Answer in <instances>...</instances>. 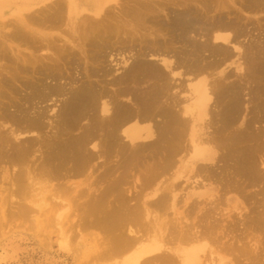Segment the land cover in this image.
I'll list each match as a JSON object with an SVG mask.
<instances>
[{
    "label": "bare ground",
    "instance_id": "obj_1",
    "mask_svg": "<svg viewBox=\"0 0 264 264\" xmlns=\"http://www.w3.org/2000/svg\"><path fill=\"white\" fill-rule=\"evenodd\" d=\"M46 1L48 0L30 3L28 10L31 11ZM60 1L62 0L57 1L58 4ZM63 2H61L62 5L60 3L61 7L64 5ZM109 2L114 3L109 5ZM76 4L65 5L68 6V23L65 22L66 20L62 21L64 18L61 17L62 14L67 13V8L64 9L65 6L62 9L63 11L66 10V13L61 11L57 4L54 5L58 6L57 9L53 7V10L56 9L60 12H56V10L49 12L50 10L41 9L40 12L48 13L44 16L43 13L39 14V11L34 13V16L37 14L41 16H36L37 18L40 17L37 20L34 19L32 12L31 18L33 17L32 19L35 20H33L35 22H33L35 24L33 26L38 23L37 26H41L44 23L48 25L45 30L47 28L50 31L37 34L28 32L30 29L24 27L25 31L26 29L28 31L19 32L15 36L19 41L24 40L25 43L26 39L32 40V46L30 45L32 48L26 45L28 50L32 49L37 53L40 50L38 54L27 53L28 56L31 55L29 57L20 56L18 59L20 64L16 69L20 71L24 66V70H21L22 73L28 71L25 62H32L29 64L30 66L35 62L33 64L34 69L38 63H41L43 68H38V70L40 69L37 70L38 74L35 73L38 76H34V79L32 75L35 70L32 69L33 74L30 81L28 78L30 73L21 74L24 82L20 77L21 75L19 76L21 71L16 75L18 80L19 77L21 78L23 84L18 82L23 88L26 85L28 90L34 92L32 94V91H29L30 96L26 95L23 107L22 104L20 107H18L19 104L15 105L17 99L23 100V97L20 99V95L19 98L16 97V101L14 100L15 95L18 94L16 88H14V90L16 89L15 93L12 92L15 95L10 96L11 100L10 94L8 98L6 97V101L8 100L10 105L12 101H15V104L13 103L14 109H7L5 100L4 103L1 102L2 107L0 106V168L2 163L9 165L11 170H8L12 177L10 185L15 188L14 192L17 190L16 193L21 198L20 201L12 200L16 204L13 203L14 208L10 200L11 206L9 207L13 208L10 214L17 215L15 222L19 219H21L20 222H23L22 219H28V216L30 219L31 213L38 214L39 211L36 212L37 209L35 210L36 204L43 200V195L47 190L43 185L42 187L40 185L49 179L48 181L55 182L52 191H50L53 192L54 197L52 195L51 197L61 200L60 202H53L55 199L51 198L52 201L49 195L46 197L48 203L50 200L53 202L52 206V202H50V206L53 208L52 210L49 209L47 221L53 218V213L55 221H62L64 212L69 207L68 203V207L63 204L64 200L62 199L73 188V185H67L70 182L69 179L75 176H84V174L92 177V174L103 163L104 172H102L103 170L101 171L102 174L100 172L102 176L98 179H102L106 186L104 185V188L98 191L97 195L94 194V197L91 196L89 200H86V204L87 201L88 204L83 208V211L80 208L82 213H80L81 211L79 213L81 215L73 209L70 210L77 214L73 213L74 217H78V220L81 216L83 222H94L93 224H97L95 225L97 228L106 233L105 235L101 231L104 233L102 235L106 237L103 238L102 242L99 241L102 247V249L100 247V253L103 257H107L111 261H114L112 258L123 259V263L119 260V263L122 264H219L215 259L217 255H213L212 249L215 246L212 249L211 247L206 249V251L210 250L207 254L200 255L201 252L205 251L202 241H205V237L208 236L206 233L216 232L220 226V223L217 222H222L219 221V215L223 210L220 212L219 204H231L232 199L228 197L230 193L242 196L241 198L247 202L248 198L252 200L253 196L257 195V193L246 191L244 183L243 187L239 188V185L234 187V181L227 180L229 177H225L227 178L225 179L223 176L226 174L223 172L227 170L224 166L231 167L232 165L229 166L230 162L235 159V165L241 172L236 176L244 173L245 175L243 174L244 176L240 179L245 177L247 181L253 183V186L254 183L257 184L260 177L264 179L260 172L262 171L261 168L264 171V158L259 154V152L261 153L260 150L264 148V146H262L263 148L260 146V142L264 139V131L261 127L264 124L262 122V118L264 119V19L258 20L257 18L256 23L252 20V15H264V0H162L161 3L143 0H84L82 6L80 5L81 2ZM46 6L48 7V4ZM79 6L83 8V13L77 14L75 11ZM114 7L119 9L117 12L119 14L114 15ZM36 11L34 10V12ZM66 15L62 16L66 17ZM26 17H30V14L24 16V18ZM60 22H62L63 27L64 23L67 29L69 27L68 30L66 29L67 36L63 32L65 27L60 26ZM19 25V23L15 24V31H18L17 26L19 27ZM58 29L60 33L57 32ZM12 37H14V33ZM23 42H20V45ZM1 46L4 47L5 44H0V48L3 50ZM33 46L37 49H33ZM8 48L7 45L6 49L3 50V52L6 50V55H8ZM14 51L17 52L16 49ZM9 53H11L10 48ZM9 56L12 57L10 60L13 62L10 61L11 64L8 63V65L12 67L14 63L16 64V61L14 62L15 57L13 54L12 56L9 54ZM5 57L2 58L4 64L0 63L4 66L9 61L6 60L8 57ZM26 57L33 59L30 61L25 59ZM20 59L24 64L19 61ZM108 59L111 62L110 65H108L110 63ZM15 67L16 65H14ZM116 67L117 70L120 68L122 71L116 73ZM8 68L12 69L11 72H13L14 68ZM8 68H5V71ZM6 72L9 74L10 70ZM1 74L5 80V74ZM26 75L28 76L26 77ZM11 77L15 76L12 75ZM101 77L108 79L109 83L105 82V79L101 82L110 85L113 89L112 93L106 90L108 86L100 88L93 83L92 78ZM6 78H8L6 81L11 79L7 76ZM15 79L17 80V78ZM6 81L0 82L6 84ZM13 83H11L12 86ZM11 84L8 86L9 88ZM4 86L7 87V85ZM23 88L21 89L23 90ZM0 91L2 92V90ZM27 91L25 89L26 94L29 95ZM25 92L21 91L22 94ZM21 96H25V94ZM52 98L55 99L54 102L56 99L61 102L60 108L58 106L59 109L54 110L56 114L47 119L48 110L46 109L47 112L42 110L44 107L38 104L42 102L46 104V101H51ZM58 98L63 99L61 101ZM54 104L56 105L57 102ZM38 106L39 108L42 107L41 110L37 109ZM50 109L51 112L53 108ZM46 119L50 123L51 133L48 134L51 136L46 134V127L48 126ZM240 119L242 120L241 128L235 130L233 125ZM261 122L263 124L260 128L263 133L257 127ZM4 124L10 126L8 131L2 130ZM262 143L264 144V142ZM257 145L258 149L255 148ZM232 151L236 153V156L234 153L233 156L230 154L231 159L227 158V152L232 153ZM37 153H39L40 159H37ZM114 154L116 158H119V161L116 159L114 161L108 160L113 158ZM98 160L100 162H97ZM215 167L220 168L221 171H217ZM233 169L236 170V168ZM0 172H4V170ZM89 176L86 177L89 178ZM178 178H183L185 183L183 182L181 185L185 186L182 189L184 191L186 189V200L192 203L190 207L187 205L188 209L184 213L191 207L198 210L204 203V208L199 212V216H195L200 218L196 225L204 226L202 225L204 222H216V224L214 223L215 225L212 224V226L206 224L207 226L205 225L204 228L208 227V229H204V232L201 231L202 229L192 232L194 228H191V231L189 227L186 229L185 225H182L184 228L182 229L180 245L185 244L188 247L185 250L180 247L182 251H177V253L180 252L178 253L180 255L173 252L175 256H172L169 254L170 252L163 251V249L165 250L168 239H170V243L174 237L177 239L179 236L177 232L181 227L176 229V225L173 224L175 220L172 222V218L171 220L168 219L174 225L170 224L168 230H171L172 226L175 228L172 227L173 230H177L175 234L174 231L169 232L174 234V237L169 233L166 234L164 228L165 239L168 236L165 241L164 238L161 241V237L157 236L158 238H156L153 234L156 223L160 222L161 215L159 214L168 209L170 211L171 207L174 208L181 201L179 198L182 195L178 198L177 194L180 182L175 184ZM183 180L181 179V183ZM215 181L219 184L217 188L212 186V182ZM130 182L135 188L134 191L130 188L133 192H130V189H125L127 185L128 188L130 187ZM259 186L263 188L264 185ZM79 193L78 195H80ZM86 193L89 192L85 191ZM83 194L84 190L80 197L84 198L85 195L83 196ZM258 195L260 196L259 193ZM140 197L141 200H139ZM72 198L74 199V197ZM66 199L70 198L66 197ZM79 199L78 201L82 200ZM252 201L256 200L253 199ZM84 202L80 207L83 206ZM260 202L258 207L264 205L263 202L261 204ZM70 203L72 202L70 201ZM236 203L235 208L237 209L240 207L239 200ZM223 206L227 205L224 204ZM260 207L263 208V206ZM75 208L74 210L78 207ZM252 211H254L253 213L257 212L255 209ZM213 212L217 213L218 216L212 214ZM241 212L243 213V211ZM180 213L182 214V212ZM192 213L190 212V218H193L191 217ZM223 213L227 214L226 211ZM250 214L248 212V215ZM261 214L252 215L255 216L253 218H257L253 219L256 220L255 224H257ZM239 215H241L239 220L249 222L248 224L245 223L247 226L253 222L252 216L248 219L250 216L244 218L241 213ZM40 216L43 217V215ZM12 217L14 219V216ZM29 219L28 221L32 222ZM180 219L183 220L184 217ZM187 220L184 219V222H191V219ZM262 220L264 221V219ZM43 221L46 222V220ZM200 221L203 222L201 225H199ZM184 222L183 224H186ZM244 222L242 223L244 224ZM242 223L238 224L237 229L234 227L235 224L232 226L229 223L231 226L228 227L230 230L234 227L236 231L232 230L237 233L232 232L238 236L237 230L239 226H243ZM258 224L260 225V223ZM58 225L54 226L60 227ZM188 225L191 226L192 223ZM247 226L245 227L248 228ZM253 226L255 227V225ZM90 227L92 226L90 225ZM243 227H241L242 232ZM97 228L95 230H98ZM59 229L61 228H57V230ZM82 229L80 228L81 232H83ZM54 230L56 229L54 228ZM78 230L77 227L76 231L78 232ZM157 232L159 231L156 230V235ZM163 232L162 234H164ZM151 233L156 240L151 239ZM243 233L241 236L250 235H247L248 233L243 235ZM147 234L151 235L148 236L149 239ZM170 236L172 238H169ZM213 237H211L212 239L209 238L210 240L206 237L207 242L212 240L213 243ZM216 238H219L218 243L221 242L220 237ZM233 238H230L232 243L222 242L221 245L229 251L227 252L228 255L232 254L237 257L240 252L242 254V251L247 249V246L246 243L243 246L239 243L243 238L238 237L240 240L234 238L235 241ZM177 240L171 244L175 245ZM236 241H239L237 245L235 244ZM162 242L165 244L163 245ZM251 248L255 252V248ZM166 250L170 251V248ZM170 256L175 257V259L177 257L176 260L179 262ZM250 262L254 263L251 259L248 263L245 261L247 264ZM220 264L227 263L221 261Z\"/></svg>",
    "mask_w": 264,
    "mask_h": 264
},
{
    "label": "rangeland",
    "instance_id": "obj_2",
    "mask_svg": "<svg viewBox=\"0 0 264 264\" xmlns=\"http://www.w3.org/2000/svg\"><path fill=\"white\" fill-rule=\"evenodd\" d=\"M42 1H44V0H42ZM57 1H59V0H57ZM56 0H48V1H46V2H42L41 4H39L36 8L34 7L31 11L30 10H28V5L30 4V3H36V2H40V0H0V42L2 41L3 43H0L1 45L3 44H5V46L3 47V46H1L2 48H3V50L4 49H6V47H7V45L9 46V48H10V50H11V53H9V48H8V51H7V54L8 55H6V50L3 52V50L0 48V56L2 55V54H4V55H2L3 57V59H4V57L5 56H9V54H11V56H12V54H13V56L15 57V60H14V62L16 61V64L14 63L13 65H12V67L11 66H9L8 65V63H10V59H12V57H8L6 60H9V61H7V63H6V60L4 61L5 63H6V65L4 66V65H1L2 63H3V59L0 57V59H2L1 60V64H0V70H1V73H4L5 75H4V77H5V80L3 79V76H2V74H1V77H2V79H1V77H0V81H6V80H8V78H6V76L7 77H10L9 79H10V81H6V84H4L5 82H3V83H1L0 82V90H2V92H3V90H4V95H2L3 93L0 91V93H2V94H0L1 96H0V99H1V97L2 96H4L3 98H5V99H1V101H0V106L2 107V103L1 102H3L4 100L6 101V97L8 98V95H9V98H10V96L11 97H13L14 95H13V93H15L14 91L17 89V95H15V97H14V100L15 99H17V98H19V95H20V99H21V97H23L22 99L23 100H19V99H17V102H16V104H15V101H12V103H11V105H10V103H9V101L7 100L6 102H8V104H6V102H5V106L7 105V109L9 108H12V109H14V107H15V105H18V107H20V104H22V107H23V105H25V102H24V98L26 97V95L27 96H30V94L31 93H29V91L30 90H28L27 89V87H26V85H24V88L26 89V91H27V93H29V95L28 94H26V92H25V89L22 87V85H21V78H22V75H24V74H26V73H30V75H29V81H30V79H32V77H31V75L33 74V70H35V72H34V74L32 75L33 76V79H34V76H36L35 75V73L36 74H38V71L40 70V69H42L43 68V65L41 64V63H36L37 65H36V68L34 69V65L33 64H35V62H33V64L30 66L29 64L30 63H32V62H30V61H32V60H30V59H33L32 57H30V58H28L29 56H31V55H29L28 56V54L27 53H29V54H31V53H35V54H38V53H40V50H39V52L37 53V52H34V51H32V49L30 50H28L27 48L28 47H31L32 46V43L33 42H31L29 39H26L25 41H26V43L25 42H23L24 40H18L15 36L16 35H18V33L19 32H23V33H25L26 31H28L29 29V31L28 32H32V33H37V34H40V33H47V32H49L50 31V29H47L48 27V25H45L44 23L42 24V25H44V26H37V25H39V23L36 25V26H33V25H35V24H33V22L35 21V20H37V19H39L41 16L39 15V14H42L43 13V16L44 15H46V13H48V12H40L41 11V9L43 10H46V11H48V10H50L49 12H55V10L57 9V7L58 6H54L55 4H57V5H59V7L58 8H61L60 10L61 11H63V7L65 6V5H68V6H70V5H77L76 3H80L81 2V6H82V2H84V0H62V1H60V3L61 2H63V6L61 7V5H62V3H61V5H60V3L58 4V2H57ZM65 1H66V3H65ZM143 1H145V2H150V1H152V2H154V1H159V3H161L162 2V0H143ZM55 2V3H54ZM57 2V3H56ZM54 3V4H53ZM110 4L109 5H111V4H113L114 2H109ZM48 4V7L46 6ZM52 4V5H51ZM44 6L45 8H42V7ZM50 6V7H49ZM67 6V7H68ZM41 7V8H40ZM52 7V8H51ZM53 7L54 8H56L55 10H53ZM66 6H65V8L64 9H66L67 8ZM40 8V9H39ZM47 8V9H46ZM52 10H51V9ZM117 7H114L113 8V10H115L114 11V15L115 14H119V13H117V12H119L118 10L119 9H116ZM36 9H37V11H36ZM34 10L36 11V12H34ZM66 10H67V13H66ZM66 10H64L63 12H65L66 14H62V15H66V17L64 16H62L61 15V17L62 18H64V20H62V21H65L66 23H68V21H67V19H68V8L66 9ZM82 10H83V8L82 7H78L77 8V10L75 11V13H77V14H79V13H83L82 12ZM39 11V12H38ZM59 10H56V12H58ZM32 12H33V17H35L34 19H32L31 18V16H32ZM39 13V14H37L36 16H40V17H36V16H34L35 14L34 13ZM60 12V11H59ZM45 13V14H44ZM30 14V17H26L27 18V20H26V18H24V16H28ZM86 14V13H85ZM113 14V13H112ZM24 15V16H23ZM23 16V17H22ZM264 16V15H263ZM263 16H262V14H257V15H252V20H254L253 22L254 23H256V19L258 18V20H260V19H264L263 18ZM29 18V19H28ZM30 18L32 19L31 21H30ZM66 18V19H65ZM12 20H13V22H12ZM34 20V21H33ZM61 20V19H60ZM9 21V22H8ZM17 21V22H16ZM16 22V23H15ZM30 22H32V23H30ZM7 23V24H6ZM17 23H19L20 25H19V27L17 26V28H18V31H15L14 30V28L16 27L15 26V24L17 25ZM35 23V22H34ZM62 22H60V26H62V24H61ZM12 24V25H11ZM2 25V26H1ZM64 25V30L65 31H63V32H65V35L67 36V34H66V31L69 29V27H68V29L66 28V24L64 23L63 24ZM6 26V27H5ZM12 26V27H11ZM21 27H22V29H21ZM24 27H27V29H26V31H25V28ZM40 27V28H39ZM42 27V28H41ZM45 27H47L46 28V30H45ZM62 27H61V29H62ZM44 28V29H43ZM24 29V30H23ZM60 29V28H59ZM58 29V31L57 32H59L60 30ZM67 29V30H66ZM13 30H14V32H13ZM20 30H23V31H20ZM3 31V32H2ZM25 31V32H24ZM6 34H5V33ZM51 32H53L52 30H51ZM54 32H55V30H54ZM56 32V33H57ZM12 33V34H11ZM13 33H14V37H12L13 36ZM15 33H17V34H15ZM60 33V32H59ZM62 33V32H61ZM9 36H8V35ZM29 34V33H28ZM68 34H69V32H68ZM68 37H70V36H68ZM8 40H7V39ZM20 38V37H19ZM17 40V41H14V40ZM20 39H22V38H20ZM27 40H29V41H27ZM20 42H23V43H25L24 45H22L23 43H21V45H20ZM27 42H28V44H27ZM20 46H19V45ZM38 44V43H37ZM37 44H35L36 46H38ZM26 45L28 46L27 48H26ZM31 45V46H30ZM34 45V44H33ZM34 45V46H35ZM24 46V47H23ZM33 46V47H34ZM14 47V48H13ZM32 48V47H31ZM16 49L17 50V52H15L14 50ZM33 49H37L36 47H34ZM19 50H20V53H19ZM38 51V50H37ZM2 52V53H1ZM24 53H26L25 55H23ZM15 54H17V55H15ZM18 54H20V55H18ZM23 56H22V55ZM25 57V56H28V57H26L25 59H28V60H30L29 62L30 63H28V62H25L27 65H25L26 66V68H27V70L28 71H23V73H22V69L24 70V66L22 65V64H24V62L20 59L19 61H22L23 63L21 64L23 67L20 69V71H18L16 68L19 66V64H20V62L18 63V59H19V57ZM13 57V58H14ZM6 58V57H5ZM34 61V60H33ZM108 61L110 62V60L108 59ZM107 61V62H108ZM11 62H13V60L11 61ZM107 62H106V64H107ZM4 64V63H3ZM11 64V63H10ZM111 64V62L110 63H108V65H110ZM14 65H16V67L14 68ZM21 65H20V67H21ZM29 65V66H28ZM41 65L42 67H39V66ZM1 66H2V68H1ZM4 66V67H3ZM8 67H10V68H14L13 69V72H11L12 71V69H9ZM19 67V68H20ZM113 68H115L114 66H112ZM5 68H8V69H6V71H9L10 70V72H9V74H8V72H6L5 71ZM38 68H40L39 70H38ZM33 69V70H32ZM2 70H3V72H2ZM38 70V71H37ZM116 73H119L120 71H122V69H118L117 70V67H116ZM15 71H17V72H15ZM18 72H20V74H19V76L21 77H19V80H18V77L16 76V75H18ZM25 72V73H24ZM32 72V73H31ZM12 73H14V74H12ZM16 73V74H15ZM74 74V73H73ZM9 75H13V76H15V77H11V76H9ZM75 75V74H74ZM28 75H26V77H27ZM38 76V75H37ZM36 76V77H37ZM35 77V78H36ZM15 78H17V80L14 79ZM102 78V79H101ZM101 78H92V80H93V83H95L97 86H99L100 88H102V87H104V88H106L107 86V88H106V90H109L110 91V93H112L113 92V89L110 87V85H106L105 84V82H107V83H109L108 82V79H106L105 77H101ZM25 79V78H24ZM37 79V78H36ZM105 79V80H104ZM22 80H23V78H22ZM27 80V79H26ZM99 80H100V82H99ZM102 80H104L105 82L103 83V82H101ZM17 81V82H16ZM21 82V83H19V82ZM32 81V80H31ZM9 82H14L13 83V86H12V84L11 83H9ZM23 82H24V80H23ZM7 83H9V84H7ZM99 85H98V84ZM3 84V85H2ZM11 84V86H10V88L8 87L9 85ZM23 84V83H22ZM4 85H7V87L5 88V86ZM18 85H19V87H21V88H23V90L21 89V88H19L18 87ZM4 87V88H2V87ZM15 86V87H14ZM19 89H18V88ZM8 88V89H7ZM14 88H16L15 90H14ZM10 89V91H8ZM11 89H13V91H11ZM21 89V90H20ZM30 89V88H29ZM19 91H20V93H21V91H23V92H25V93H23V94H25V96H21V95H23L22 93L20 94L19 93ZM32 91V90H31ZM30 91V92H31ZM7 92H9V93H7ZM13 92V93H12ZM32 94H34V92L32 91ZM17 97V98H16ZM53 99V98H52ZM58 99H61V101H62V99L63 98H58ZM10 100H11V98H10ZM20 102H19V101ZM54 100L55 99H53V100H49L48 102L46 101V104H45V102H42V103H40V104H38L39 106L40 105H42V107H44L42 110H45L46 111V109L48 110V118L47 119H49L50 117H52L53 116V114H56V113H54L56 110V108L59 106V108H60V101L59 100H57L56 99V102H57V104L55 105L54 103H56V102H54ZM21 101H23V102H21ZM3 102V103H4ZM50 102V103H49ZM54 102V103H53ZM13 103L15 104V105H13ZM48 103V104H47ZM63 103V102H62ZM51 106H50V105ZM4 105V104H3ZM26 105H28V104H26ZM46 105V106H45ZM49 105V106H48ZM62 105V104H61ZM4 106V107H5ZM39 106H38V108L37 109H40L41 110V108L42 107H40L39 108ZM0 107V108H1ZM24 107H26V106H24ZM51 108V109H50ZM52 108H53V110H52ZM59 108H57V110L59 109ZM49 109L50 110H52L51 112H52V115H50L51 114V112L49 111ZM55 110V111H54ZM47 112V111H46ZM50 112V113H49ZM47 119H46V121H47ZM243 119V118H242ZM262 122L264 123V119L262 118ZM49 121V120H48ZM47 121V123H46V125H48L47 127H46V131H47V135H49V136H51V134H48V133H51V130H50V123ZM260 123L257 127H258V129H260V131L263 133V131H264V124L263 123ZM241 124H242V120L240 119V121H238L237 123H235V125H233V128L235 129V130H239L240 128H241ZM261 124H263L262 126H261ZM234 126H238V127H234ZM260 126L262 127V129H263V131H262V129L260 128ZM49 127V128H48ZM9 128H10V126L9 125H6V124H4L3 126H2V130H4V131H8L9 130ZM48 129V130H47ZM231 131V130H230ZM264 134V133H263ZM53 135V134H52ZM264 140V139H263ZM261 141L260 142V146L262 147V146H264V144L262 143V142H264V141ZM262 144V145H261ZM259 146V149L261 148ZM255 148H257L258 149V145H257V147H255ZM263 148V147H262ZM262 150H263V152H264V148L263 149H261L260 151H261V153L259 152V154L261 155V156H263L262 158H264V154L262 155ZM44 151H45V149H44ZM228 154H227V158H229V159H231L232 158V156L234 155V151H232V153L231 152H227ZM230 154H232V156H230ZM38 155V156H37ZM36 156H37V159L39 158L40 159V157H39V153H37L36 154ZM230 156V157H229ZM235 156H236V153H235ZM113 159V160H112ZM114 159H116L117 161H119V158H116V155L114 154V157L112 158H110V159H108L109 161H114ZM116 160H115V163H117L116 162ZM230 161V160H229ZM236 160L234 159V161H232L231 160V164L229 165V164H227V165H229V166H235V167H233V168H236V170L235 169H233L232 168V166L231 167H228L227 168V166H224L226 169V171H224L223 173L225 174V172H226V174L225 175H223L224 176V178L225 177H229L228 179L227 178H225V179H227V180H230V181H234L233 183H235V184H233V186L234 187H238V185H239V188L240 187H243V183H244V187L246 186V191H248V192H252V193H254V194H256L257 193V195H254L253 196V198H252V200L254 199V200H256V201H252V200H250L248 197V202L246 201V200H244V198L242 199L241 197L242 196H238V195H236L235 193H230L229 195H228V197L229 198H231L232 199V201H231V204L229 203H224L225 205H227V206H223L224 204H219V207L221 208V210H220V212L223 210L224 212L226 211V213L227 214H225V213H223V211L220 213V215H219V217H220V220L219 221H222V222H217V223H220V226H218V229L216 230V232H214V231H212L215 235H216V237H220V240H221V242H219L218 243V239L219 238H216L215 237V235H210V234H213V233H209L208 231V233H206L208 236H206V237H208V239L210 238V239H212L211 237L212 236H214L213 237V243H218L217 245H213V243L210 241V242H207L208 240H207V238L205 237V241H202V244L205 246V248H203V250H205V251H203V253L201 252L200 253V255L201 256H203V254L205 255V253L207 254V252L208 251H210V250H207L206 251V249H210V247H211V249L214 251V256L215 255H217V256H215L216 258V260L218 261H216L215 259H213V261H215V262H217V263H219L220 264V262L221 261H225L227 264H244L245 263V261L248 263V261H250V259H251V261L252 262H254L253 264H264V221L262 220V219H264V205H260V206H263V208L262 207H258L257 205H259V201H261V202H263L264 203V186H263V188H261L259 185H264V179L263 178H261L260 177V179H258L259 181H260V183L258 184V180H257V184H255L254 183V186L252 185L253 183H250L249 181H247L246 180V178L245 177H243L242 179H240L242 176H244L245 174L244 173H242V175L240 174V175H238V176H236L237 174H239V172H240V170H238L237 169V166L235 165V162ZM97 162H100V160H98ZM234 162V163H233ZM233 163V164H232ZM99 165H100V163H98ZM220 165V164H219ZM219 165H218V167H219ZM225 165V164H224ZM218 167H215V168H217V171H221L220 170V168H218ZM5 168V169H4ZM214 168V169H215ZM231 169V171L233 170H235L236 172L238 171V173H236L235 171H234V173H233V171L231 172L230 171V169ZM8 169H10V167H9V165H5L4 163H2L1 164V168H0V171H3L4 170V172H0V264H122L123 263V259L121 260V259H114V258H112L114 261H111L109 258H107V257H103L102 255H101V253H100V250L102 249V247H101V244L99 243V241L100 242H102V240H103V238L104 237H106L105 235H106V233L103 231V230H100L99 228H97V226H95V225H97V224H93L94 222H83L82 220H81V216H80V218H79V220H80V222H79V220L77 219L78 217H74V215H73V211H75L77 214H79V215H81L80 213H82V211H83V208L84 207H86L87 206V204H88V201H87V204H86V200H89L90 198H91V196L92 197H94L95 195H97V193H98V191H101L104 187V185L106 186V183L104 184V182L102 181V179H98V178H101L100 176H102V175H100V172L104 169V167H103V163H101V166H99L98 167V170H96V172L94 173V174H92L93 176L91 177V176H89L88 174H84V176L83 175H81V176H75V177H72V178H70L69 179V181L70 182H68L67 183V185L68 186H72L73 185V188H72V191H69L67 194H65L64 195V197L65 198H63L62 200H64V202H63V204H65V206L66 207H68V204H69V207L68 208H70L71 207V209H68V208H66L67 210H66V212H64V215H66V216H64L63 215V217H66V218H64L63 219V217H62V221H60V222H57V221H55V219H53L55 216H54V213H53V215H52V217L53 218H51V220H49V221H47L48 220V218H49V213H50V211H49V209H51L52 210V208L53 207H51L52 205H53V202H55V201H58V202H60V200H56L55 198V200L52 198V197H54V195H53V192L51 193L50 191H52V187H53V185L55 184V182H51V181H48L47 179H46V181H43V184L41 183V187H42V185H43V187L45 188V190H46V188H47V190L45 191V193H44V195H43V200L41 201V202H38L36 205V207L37 208H35V210H36V212H38V214L36 213L35 214V212L34 213H31L30 215V219H29V216H28V219L30 220V221H32V222H29L28 221V219H26V218H24V219H22V221L23 222H20L21 221V219H19L18 217H17V219H19V220H17L16 222H15V217L17 216H15L14 214H10L11 212H12V209L14 208L13 206L14 205H16L15 204V202H13V201H20V199L21 198H19L20 196H19V194L17 195V190H16V192H14L15 191V188L14 187H12L10 184H11V182H10V180H11V172L8 170ZM228 169H229V174H228ZM11 170V169H10ZM216 170V169H215ZM261 170L262 171H260L261 172V174H262V177L264 176V171H263V169L261 168ZM8 174H7V173ZM98 172V173H97ZM102 172H104V170L102 171ZM102 172H101V174H102ZM10 173V174H9ZM222 173V174H223ZM236 173V174H235ZM241 173V172H240ZM37 174V173H36ZM233 174V175H232ZM244 174V175H243ZM97 175H99L97 178H95ZM86 176H89V178L88 177H86ZM236 176V177H235ZM92 179H91V178ZM94 177V178H93ZM235 177V178H234ZM9 178V179H8ZM232 178V179H231ZM234 178V179H233ZM239 178V179H238ZM40 179V181H41V178H39ZM95 179H97L96 180V182L94 183V181H95ZM181 179L183 180V178H178L176 181H175V184L177 185L179 182H180V184H178L179 185V188L177 189V194H178V198L182 195V197H180L179 199L181 200L174 208H170V211H169V209L165 212H163V213H160L159 215H161V217H160V222H157L158 223V226H157V223H156V225H155V229H154V234L153 235H155L154 237H156V238H158L157 236H159V238L161 237L162 239H160L161 241L163 240V238H164V241L168 238V236H166V239H165V235L167 234V233H169V232H173L174 234H175V232L181 227V229H179L178 230V234L177 235H179V236H177L178 238V240L177 239H175L176 237H174V234L172 235L171 233H169L172 237H174V240H177V241H179L178 243H177V241L175 242V245H172L171 244V242H174V240L173 241H171L170 243H169V241H170V239H168L169 241L168 242H166V244L168 245H166V248H165V250L163 249V251H167L169 254H171L172 256L174 255L175 256V254H177V255H180V254H178V253H180V252H178L177 253V251H182L181 250V248L180 247H183V250H185V249H187V245H185V244H182V245H180L181 244V242H180V238H181V235H182V229L184 228L183 226L185 225V228L187 229L188 227L190 228V230H191V228L193 229V231L192 232H197L198 230L197 229H199V231H200V229H202L201 231H203L204 232V229H208V227L207 228H204V226L207 224L208 226H212V224L213 225H215L216 224V222H204V224H202L203 222H201L199 225H204V226H198V225H196V223H199V220H200V218H197L198 216H199V212L200 211H202L203 210V208H204V203H202L201 205V208H199L198 210L197 209H195L194 210V208H192L191 207V209H193V210H191L190 208V210H188L187 212H185L184 213V211L185 210H187L188 209V206L190 207V204H192V203H189V202H191V201H187L186 200V195H185V193H186V189H185V191L182 189L185 185H181V184H183V182H184V180L182 181V183H181ZM185 179V178H184ZM224 179V180H225ZM43 180V179H42ZM45 180V179H44ZM89 180V181H88ZM97 181H99V182H97ZM134 181V180H133ZM226 181V180H225ZM237 181H239L238 183H237ZM263 183H262V182ZM47 182V183H46ZM49 182V183H48ZM88 182H89V185H88ZM90 182H91V184H90ZM93 182V183H92ZM216 182V181H215ZM213 183L212 182V186L214 187V188H217V187H219V184H218V182H216V183ZM74 183V184H73ZM76 183H78V184H76ZM99 183V184H98ZM185 183V182H184ZM262 183V184H261ZM94 184V186H92ZM129 184H131V185H129L130 187L128 188V185L125 187V189L127 190V189H130V188H132L133 189V191L135 190V188H133V186H132V184L133 183H129ZM218 184V185H217ZM248 185V187H247V185ZM49 185H51V186H49ZM75 185V186H74ZM79 185V186H78ZM97 185V187H95ZM237 185V186H236ZM251 185V186H250ZM256 185V186H255ZM49 186V187H48ZM77 186V187H76ZM132 186V187H131ZM253 186V187H252ZM89 188V189H86V188ZM94 187V188H93ZM258 187V188H257ZM12 188H13V190H12ZM93 188V189H92ZM248 188V189H247ZM251 188V189H250ZM86 189V190H85ZM98 189V190H97ZM75 190H77V191H75ZM78 190H80V191H78ZM82 190V191H81ZM83 190H84V194H83V196H84V198L83 197H80V196H82V193H83ZM88 190V191H87ZM92 190V191H91ZM257 190V191H256ZM11 191H12V195H11ZM48 191H49V193H48ZM74 191H75V194H74ZM85 191L86 192H89V193H86L85 194ZM94 191H97V192H94ZM130 192L132 191L131 189L129 190ZM132 191V192H133ZM181 191V192H180ZM78 192H80L79 194L80 195H78ZM94 192V193H93ZM129 192V193H130ZM70 193V194H69ZM92 193V194H91ZM135 193V192H134ZM184 193V194H183ZM258 193L260 194V196L258 195ZM73 194V195H72ZM95 194V195H94ZM263 194V195H262ZM48 195H49V198L53 201H49V203H48V198L46 199V197H48ZM51 195H52V197H51ZM62 195V194H61ZM74 195H78L77 197L78 198H80V199H82L81 201L82 202H84V204H83V206L82 207H80V205H82V202L81 201H78V198L77 197H75ZM87 195V196H86ZM89 195H90V197H89ZM94 195V196H93ZM141 195V194H140ZM139 195V196H140ZM145 195V194H144ZM241 195V194H240ZM71 196V197H70ZM66 197L68 198H70V199H66ZM72 197H74V199L72 198ZM142 197V196H141ZM141 197H140V199L139 200H141ZM143 198V197H142ZM258 198V199H257ZM40 199V198H39ZM38 199V200H39ZM41 199H42V197H41ZM79 199V200H80ZM182 199H185V200H182ZM6 200H8V201H6ZM10 200H11V204H12V209L9 207V206H11L10 205ZM13 200V201H12ZM73 200V201H72ZM77 202H76V201ZM237 200H239V203H240V207H238L237 209L235 208V206H236V202H237ZM249 200H250V202H249ZM257 200H259V201H257ZM5 201V202H4ZM44 201V202H43ZM70 201L73 203L74 201V203L72 204V203H70ZM187 201V202H186ZM246 201V202H245ZM50 202H52V204H51V206H50ZM253 202V203H252ZM261 202H260V204H261ZM13 203H14V205H13ZM68 203V204H67ZM76 203V204H75ZM80 203V204H79ZM9 204V205H8ZM75 204V205H74ZM185 204V205H184ZM256 204V205H255ZM72 205V206H71ZM77 205V209L75 208V206ZM79 205V206H78ZM188 205V206H187ZM46 206V207H45ZM183 206V207H182ZM10 209H9V208ZM39 207V208H38ZM45 207V208H44ZM72 207H74L76 210H74V208H72ZM4 208V209H3ZM82 209V211H81V209ZM252 208H254L255 209V211H257V212H255V213H253L254 211H252V210H254V209H252ZM256 208H257V210H256ZM262 208V209H261ZM39 209V210H38ZM73 209V211L71 212L70 210H72ZM173 209V210H172ZM233 209V210H232ZM250 209H252L251 211H250ZM261 209V210H260ZM77 210H78V212H77ZM171 210L173 211L172 213H173V215H172V213H171ZM240 210V211H239ZM261 211V213H259V211ZM262 210H263V212H262ZM45 211H46V213H45ZM48 211V212H47ZM69 211V212H68ZM81 211V212H80ZM219 211V210H218ZM217 211V212H218ZM228 211V212H227ZM235 211V212H234ZM241 211H243V213L241 212ZM43 212V213H42ZM61 212H63V211H61ZM61 212H59V213H61ZM80 212V213H79ZM180 212H182V214L180 213ZM190 212H193L194 213V216H193V213L191 214L192 216L191 217H193V218H190ZM247 212V213H246ZM248 212L249 213H251L250 215H248ZM4 213H5V215H4ZM48 213V214H47ZM59 213H57V214H59ZM76 213H74V214H76ZM237 213V214H236ZM242 214L243 216H244V218H246L247 216H250V217H248V219H250L251 218V216L252 215H259V214H261L260 215V217H258L259 219H258V221H257V224L258 223H260V225L258 224H255L256 223V220H253V219H257V218H253V217H255V216H252V218H251V220H253V222H251V227H250V225L249 226H247L246 224H248V223H246V222H244V220H239V218H240V216L241 215H239V214ZM45 214V215H44ZM70 214H72L71 216H68V215H70ZM76 214V215H77ZM177 214V215H176ZM212 214H215V212H213ZM245 214V215H244ZM10 215H11V217H10ZM40 215H43V217H41ZM78 215V216H79ZM170 215H172L171 217H170ZM180 215H182V216H180ZM185 215H187L186 217H185ZM188 215H189V218L191 219H189L188 218ZM215 215H217V213L215 214ZM233 215V217H231ZM12 216H14V219H13V217ZM179 218H178V217ZM195 216H197V217H195ZM218 216V215H217ZM229 217V218H227V217ZM239 216V217H238ZM7 217V218H6ZM46 217V218H45ZM181 217H184V219H188V220H190L191 222H189L188 220V222H186V224L188 223H192V225L191 226H189L188 224L186 225V224H183V222H184V219L183 220H181L180 218ZM238 218L237 220L239 221L238 223L236 222L237 220H236V218ZM9 218H10V220H9ZM40 218V219H39ZM73 218H75V219H77V220H73ZM171 218H172V222H173V224L174 225H176L175 227H176V229L177 230H173V229H175L173 226V224L170 222V220H171ZM227 218V219H226ZM233 218V219H232ZM13 219V220H12ZM32 219V220H31ZM69 219H71V220H69ZM168 219H170L169 221H168ZM226 221H225V220ZM235 219V220H234ZM28 221V222H25V221ZM39 220H46V222H42V221H39ZM53 220V221H52ZM69 220V221H68ZM73 220V221H72ZM163 220V221H162ZM3 221V222H2ZM7 221V222H6ZM10 221V222H9ZM51 221H52V223H51ZM72 221V222H71ZM77 221V222H76ZM82 221V222H81ZM165 221V222H164ZM198 221V222H197ZM229 221V222H228ZM234 221H235V223H234ZM241 221V222H240ZM261 221V222H260ZM54 222V223H53ZM56 222V223H55ZM163 222V223H162ZM184 222V223H185ZM242 222H244V224L242 223ZM62 223V224H61ZM80 223V224H79ZM95 223H97V222H95ZM215 223V224H214ZM222 223V224H221ZM232 224V226L234 225V227H236V229H237V226H238V224L239 223H242L241 225H243V226H241V227H243V228H246L245 226H247L248 228H246V229H243L242 228V230H243V232L245 233V230L247 231L246 233H248L247 235H249V236H247L246 237V235H244V233L241 231V227H240V229H239V227H238V232L240 233H243V235L244 236H241V233H240V235H239V233H238V236L237 235H235L236 233H235V231H236V229L233 227V228H231V230L229 229L230 227H228V226H231L230 224ZM236 223H237V226H236ZM246 223V224H245ZM57 224H59L58 226H60V227H56V226H54V225H57ZM77 224H78V226H77ZM164 225V227H163V225ZM173 225L172 227H173V229H172V227H171V230H168V227L169 226H171V225ZM54 227H53V226ZM90 225L92 226V227H90ZM178 225V226H177ZM183 225V226H182ZM206 225V226H207ZM224 225H225V227H224ZM253 225H255V227L253 226ZM263 225V226H262ZM80 226V227H79ZM86 226H87V228H86ZM180 226V227H179ZM193 226V227H192ZM199 228H198V227ZM221 226H223V227H221ZM64 227V228H63ZM77 227H78V229L80 230V228L82 229V231L83 232H81V230L79 231L78 230V232L76 231V229H77ZM89 227V228H88ZM98 229V230H95L96 228ZM145 227V226H144ZM178 227V228H177ZM203 227V228H202ZM54 228L56 229V230H54ZM57 228H61V229H59V230H57ZM146 228V227H145ZM156 228H158V229H156ZM165 229V233L163 232V230ZM220 228V229H219ZM225 228V229H224ZM228 228V229H227ZM169 229H170V227H169ZM195 229H196V231H195ZM226 229H227V231H229V232H227L226 231ZM232 229H234V230H232ZM248 229V230H247ZM156 230L157 231H159V232H157L158 234L156 235ZM240 230V231H239ZM101 231H103L104 233H105V235H102V233L103 232H101ZM164 233V234H162V232ZM168 231V232H167ZM235 233V234H233V232ZM64 232H66V233H64ZM80 232V233H79ZM206 232V231H205ZM219 232H220V234H219ZM229 233V234H226V233ZM69 233V234H68ZM91 233V234H90ZM95 233V234H94ZM103 233V234H104ZM233 234V235H235L234 236V238H236V240H240L241 238H243L240 242L239 241H236V245L238 244V242L239 243H241V245L243 246V244L244 243H246L245 245L247 246V249L245 250H243L244 251V253H243V251H242V254H241V252L239 253L240 254V256H239V254H238V256L236 257V256H233L232 254H229L228 255V253L227 252H229L228 250H226L224 247H223V245H221V243L223 242H230V243H232L233 241L231 240L232 238H233V235H231V234ZM245 233V234H246ZM224 234H226V235H224ZM151 235H152V233H151ZM151 235H149V234H147L146 236L148 237V236H151ZM153 235H152V237H151V239L152 240H156V238H154L153 237ZM221 235V236H220ZM227 235H229V237H227ZM230 235H231V237H230ZM169 237V238H172V237ZM176 236V235H175ZM210 236V237H209ZM224 236H226L225 238H224ZM93 237H95V238H93ZM204 237V236H203ZM223 239H222V238ZM240 239H239V238ZM231 238V239H230ZM233 238V240L235 241V239ZM238 238V239H237ZM245 238V239H244ZM253 238V239H252ZM98 239V240H97ZM148 239H149V237H148ZM209 239V240H210ZM246 239H247V241H246ZM252 239V240H251ZM214 240H216V241H214ZM223 240V241H222ZM229 240V241H228ZM251 240V241H250ZM95 241H97V242H95ZM257 242V243H256ZM97 243H99V244H97ZM163 243V242H162ZM212 243V244H211ZM251 243V244H250ZM98 245L97 247H96V245ZM165 243H163V245H164ZM171 244V245H170ZM179 246H177V245ZM247 244H249V245H247ZM256 244V245H255ZM170 245V246H169ZM221 245V246H220ZM240 245V244H239ZM245 245H244V248H245ZM94 246V247H93ZM220 246V247H219ZM93 247V248H92ZM99 247V248H98ZM100 247H101V249H100ZM170 248V251L169 250H166V249H169ZM173 247V249H171ZM174 247H175V250H174ZM208 247V248H207ZM219 247V248H218ZM251 247H253V249L255 248V252H254V250H252V248ZM217 248V249H216ZM225 249V250H223V251H220L221 249ZM249 248V249H248ZM243 249V248H242ZM248 250V251H247ZM258 250V251H257ZM176 251V252H175ZM98 252H99V254H98ZM175 254H174V253ZM223 252V253H222ZM249 252H250V254H249ZM225 253H227V254H225ZM233 253V252H232ZM256 253V254H255ZM169 254H168V256H169ZM234 254V253H233ZM236 255V254H235ZM250 255V256H249ZM257 255H258V257H257ZM172 256H170L171 258H173V259H175V257H172ZM213 256V257H214ZM228 256V257H227ZM246 256H248V257H246ZM254 256H255V258H254ZM231 257H233V258H231ZM251 257V258H250ZM258 259H257V258ZM90 258V259H89ZM247 259V260H244V259ZM105 259H107V260H105ZM176 259H177V257H176ZM175 259V260H176ZM242 259V260H241ZM254 259V260H253ZM119 260H121L122 261V263H119ZM234 260V261H233ZM94 261V262H93ZM97 261H100V262H97ZM102 261H103V263H102ZM120 261V262H121ZM176 261H178V260H176ZM93 262V263H92ZM179 262V261H178ZM257 262V263H256ZM247 263H245V264H247ZM250 264H252L251 262H250Z\"/></svg>",
    "mask_w": 264,
    "mask_h": 264
}]
</instances>
